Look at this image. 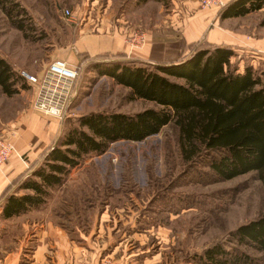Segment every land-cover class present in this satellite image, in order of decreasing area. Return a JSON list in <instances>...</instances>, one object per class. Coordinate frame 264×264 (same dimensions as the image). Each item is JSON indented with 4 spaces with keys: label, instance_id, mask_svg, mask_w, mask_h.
I'll use <instances>...</instances> for the list:
<instances>
[{
    "label": "rangeland",
    "instance_id": "374dc122",
    "mask_svg": "<svg viewBox=\"0 0 264 264\" xmlns=\"http://www.w3.org/2000/svg\"><path fill=\"white\" fill-rule=\"evenodd\" d=\"M15 2L24 11L14 20L21 18L24 30L15 27L0 8V55L17 72L40 73L56 58L68 62L58 55L74 53L72 44L77 31L84 26L89 31L106 30L101 25L104 19L115 29L131 23L143 24V28L150 21L157 24L158 58L156 64H145L150 68L179 61L192 51L188 44H210L204 37L185 42L179 21L193 13L188 1ZM64 8L72 12L71 17L63 15ZM199 8L206 9L197 3ZM249 14L244 21H260L264 28V8ZM232 50L231 61L239 70L246 64L253 65L263 71L264 84V56L258 52L245 54L237 47ZM73 57L77 62L73 66L78 70L77 95L59 121L58 139L78 126V119L89 112L133 114L159 107L152 101L129 99V88L93 69L94 63H124L120 58L111 61L104 55L82 54ZM27 86L21 91L30 89ZM28 93L31 95V91ZM24 99L21 92L7 96L0 89V122L13 118ZM188 166L180 157L177 130L172 123L142 141L112 142L103 153L85 156L63 185L52 191L46 215L53 217L52 209L62 211L66 229L78 234L80 245L87 244L94 250V258L101 255L104 264H207L204 251L216 245L230 253L247 254L252 264H264V252L237 245L230 236L239 225L264 213V187L256 173L220 180L206 166Z\"/></svg>",
    "mask_w": 264,
    "mask_h": 264
},
{
    "label": "trees",
    "instance_id": "16d2710c",
    "mask_svg": "<svg viewBox=\"0 0 264 264\" xmlns=\"http://www.w3.org/2000/svg\"><path fill=\"white\" fill-rule=\"evenodd\" d=\"M0 8L15 27L24 30L23 20H14L24 11L15 0H0ZM263 8L264 0H228L218 13L221 18H243ZM188 45L193 49L185 57L154 68L94 63L98 75L129 88V99L152 101L159 107L133 114L97 111L82 115L78 126L71 127L45 152L32 175L17 180L16 187L29 192L4 195L2 217L16 218L34 211L47 216L52 191L63 185L85 156L103 153L118 140L142 141L168 123L177 130L179 154L188 167L206 166L220 180L254 171L264 187L263 71L251 64L240 71L231 61L234 52L230 47ZM27 87L20 73L0 55L1 91L12 96ZM61 212L52 209L54 218H47L79 241L77 233L66 229ZM230 236L237 245L264 252V213L239 225ZM203 257L207 264H252L247 254L230 253L219 245L207 248Z\"/></svg>",
    "mask_w": 264,
    "mask_h": 264
},
{
    "label": "crops",
    "instance_id": "0c3cea01",
    "mask_svg": "<svg viewBox=\"0 0 264 264\" xmlns=\"http://www.w3.org/2000/svg\"><path fill=\"white\" fill-rule=\"evenodd\" d=\"M187 1L193 13L184 21H179L186 43L204 37L210 44L232 45L245 54L256 55L258 52L264 56V28L260 26V21H244V17L221 18L219 8L196 9L198 0H181ZM249 15L252 16V12ZM101 25L106 30L89 31L86 26L80 28L72 44L74 53L59 54L58 57H65L72 66L77 63L73 54L89 57L104 55L107 60L120 58L124 63L156 64L157 24L150 21L149 26L143 28V24L131 23L115 29L110 27L111 22L104 19ZM28 90L20 91L25 99L13 118L0 122V137L12 141L15 148L0 170V263L104 264L101 255L94 258V250L89 245L90 248L87 244L80 245L44 213L34 211L16 218L2 217L4 195L29 192L18 189L17 180L32 175L45 152L55 145L60 136L59 120L34 111L31 104L35 91L32 87Z\"/></svg>",
    "mask_w": 264,
    "mask_h": 264
},
{
    "label": "built area",
    "instance_id": "2783aa9c",
    "mask_svg": "<svg viewBox=\"0 0 264 264\" xmlns=\"http://www.w3.org/2000/svg\"><path fill=\"white\" fill-rule=\"evenodd\" d=\"M227 0H198L201 8L222 7ZM65 17H71L68 8L63 9ZM26 83L34 88L31 104L34 111L51 116L59 121L68 113L77 95L78 70L64 59H53L40 73L19 72ZM12 141L0 137V170L6 159L14 152ZM3 264V263H0Z\"/></svg>",
    "mask_w": 264,
    "mask_h": 264
}]
</instances>
